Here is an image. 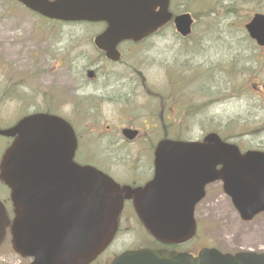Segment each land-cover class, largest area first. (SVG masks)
<instances>
[{"label":"water","instance_id":"95a60500","mask_svg":"<svg viewBox=\"0 0 264 264\" xmlns=\"http://www.w3.org/2000/svg\"><path fill=\"white\" fill-rule=\"evenodd\" d=\"M22 1L50 17L106 19L110 28L97 43L114 31L118 39L130 37L140 22L129 19L116 1L112 9H108L109 0ZM70 5L81 12L67 11ZM191 22L189 15L176 19L183 34L190 32ZM246 28L264 45V14L256 13ZM17 131L20 135L4 157L1 178L11 188L15 206L13 246L23 256H33L31 264H90L112 242L125 197L133 194L146 229L168 243L184 242L195 233V202L189 201L187 183H197V203L205 196L208 183L222 180L244 219L264 211V152L242 153L214 132L204 141L161 142L155 180L123 196L125 191L111 177L74 161L77 142L70 125L58 119L47 121L43 115L22 123ZM9 223L0 202V242ZM111 264H264V253L232 254L204 248L194 256L143 248L122 252Z\"/></svg>","mask_w":264,"mask_h":264},{"label":"rangeland","instance_id":"374dc122","mask_svg":"<svg viewBox=\"0 0 264 264\" xmlns=\"http://www.w3.org/2000/svg\"><path fill=\"white\" fill-rule=\"evenodd\" d=\"M257 12H264V0H197V49L192 44L181 50L178 46L166 49V42H158L148 45L147 53L140 49L136 54L128 52L125 59L130 69L124 67L126 63L105 64L104 68L116 75L130 71L137 78H148L155 95L148 96L138 80L132 87L126 86L132 94L127 96L128 102L119 98L103 101L96 109L95 119L104 130L108 129L107 125L116 127L124 122L136 123L145 129L149 124L145 121L151 113L157 112L162 101L170 115L179 109L177 118L185 123L181 136L187 139L202 140L209 132L216 131L237 143L243 151L264 149V48H259L246 36L244 26ZM48 21L19 3L0 0V48L16 41L23 45V49L15 50L10 56L0 53V89L13 87L15 81L21 82L19 88H22L21 74L28 67L37 68L39 62L32 59L36 54L42 56L38 64L40 70L37 69L47 72V80L56 77L57 86L67 81L70 88L76 86L74 77L86 76L83 68L102 62V54L93 42L97 26ZM171 30L172 26L169 32ZM24 34H27L26 40L22 39ZM170 43H178L172 32ZM230 44L232 51L228 48ZM23 58L29 61L19 69L17 63ZM51 66L57 68L51 70ZM137 70L144 74L138 76ZM31 81L45 86L38 77ZM175 82L181 83L177 86ZM18 106L19 102L8 101L3 108ZM79 117L74 119L80 124L82 119L95 122L90 113L83 116L79 113ZM178 133L176 126L168 135ZM115 148L121 150L124 146L119 144ZM131 149L136 150L137 146ZM197 217L201 220L197 243H211L223 251L264 250L261 243L264 241V213L252 221H243L231 198L224 193L221 182L208 186L206 197L197 206ZM153 242L133 213L125 209L116 238L93 264H109L116 254ZM30 262L31 258L14 250L8 231L0 246V264Z\"/></svg>","mask_w":264,"mask_h":264},{"label":"flooded vegetation","instance_id":"af4514ba","mask_svg":"<svg viewBox=\"0 0 264 264\" xmlns=\"http://www.w3.org/2000/svg\"><path fill=\"white\" fill-rule=\"evenodd\" d=\"M128 3H131L130 0H126V7H130V10L133 9V4ZM191 6H193V8H191ZM160 9L161 7L157 6L156 9H152V11L159 13ZM169 10L173 13L174 18L183 13L191 14L194 20L191 34L188 36L179 34L175 29V23L169 21L155 30H152L144 39L138 41L124 40L115 42L114 44L108 41V49L102 50L99 46H103L106 42L101 41V45H97L95 38L105 31L107 23L104 21L97 23L85 21L84 23H87L92 28H94L93 25L97 26L93 42L97 50L102 54V62L99 64H90L83 68L82 71L84 73L86 72V76L80 78L74 77L76 81L75 87L73 86L70 88L67 85V81H63L57 86L58 81L54 80L56 77L48 81L45 75L47 72L39 71L40 67L38 64L42 59L41 54L33 56L32 59L39 62L37 63V68L39 70L35 66H32L22 72L21 75L23 76H21L20 81H22L23 87L19 88L21 82L15 81L13 87L0 89V166L6 151L12 146L18 136V134L12 133L13 129L25 118L44 113L61 117L74 128L78 142L75 160L78 163L93 165L112 176L121 185L131 186L132 188L143 187L147 182L153 179L156 170L154 154L159 141L165 137L185 138L181 136L183 132H181V130L185 128V123H183L182 118H177L180 117V113H178L179 109H175L174 115H170L169 111H167L166 104L160 101L157 112L151 113L152 115L148 118V121H145L149 123L146 125L145 129L142 125L124 122L116 127L107 125L108 129L104 130L103 125L99 123L95 117L97 116L96 109L99 107L100 103L105 100L113 101L119 98L120 100L128 102L127 98L132 94L130 91L131 89L126 88V86L129 85L132 87L138 80L148 96L155 95V93L152 92L153 88L148 84V78L139 77V79L133 76V72L130 71L126 73L120 72L119 75H116L107 71L104 68L105 64L115 65L126 63L124 67L130 69L125 59L126 56L128 57V52L136 54V50L140 49L147 53V46L155 45L158 42H166V49H174L178 46V50H181L184 47H188L190 44L197 49V0H170ZM33 14L41 17L39 14ZM52 22H58V20L54 19ZM171 26L172 36L177 39V44L170 43L171 32H169V29ZM26 43L28 44L26 47L28 49L30 40L26 41ZM14 45L18 47L21 46V49H23L22 42L20 41H16L13 46ZM195 52H197V50ZM29 53L31 54L32 51L30 50ZM107 54L111 55L114 59L119 58V61L110 59ZM146 57L148 56L146 55ZM123 58L125 61H123ZM178 59L179 58H177V60ZM28 61L27 58H23V60L18 61L17 66L19 69H22L24 68V63ZM51 67V70L57 68L56 66ZM90 72L93 73L92 76ZM137 74L138 76H142L144 72L137 70ZM195 75L196 73L194 76ZM37 77L43 81L45 86L31 81L37 79ZM113 78H115V81H113ZM8 101H17L19 102V106L10 109L3 108L4 103ZM174 106L176 105H173V107ZM79 113L81 116L90 113L95 122L91 123L92 120L85 122V120L82 119V124H80L79 120L74 119V117L80 118ZM176 126L179 133L176 136L173 135V137L169 136L168 132H170L172 128L174 130ZM90 128H92V130H90ZM125 129L135 131V137L128 138L126 135L128 131ZM119 144H122L124 148L121 150L116 149L115 147ZM133 145L137 146L136 150L131 149ZM98 149H100V151H97ZM0 200L4 203L9 217L12 219L13 203L11 191L1 178ZM124 209L130 210L133 214L135 213L132 199L126 200ZM195 218L197 220V204L195 206ZM187 243L190 244V247L182 248L181 246H169L179 251H188L197 254L200 249V247L197 248V234Z\"/></svg>","mask_w":264,"mask_h":264},{"label":"bare ground","instance_id":"6f19581e","mask_svg":"<svg viewBox=\"0 0 264 264\" xmlns=\"http://www.w3.org/2000/svg\"><path fill=\"white\" fill-rule=\"evenodd\" d=\"M27 34H24L23 36V38H22V36H21V38L23 39V40H26L25 39V36H26ZM22 47L21 46H16V45H8V46H6V47H3V48H0V53H3V54H5V55H8V56H10L15 50L17 51V50H20Z\"/></svg>","mask_w":264,"mask_h":264}]
</instances>
